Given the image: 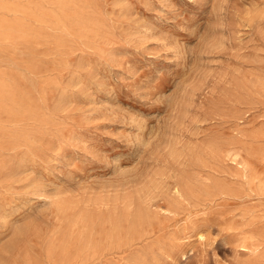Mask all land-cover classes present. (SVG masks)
<instances>
[{"label":"rangeland","instance_id":"rangeland-1","mask_svg":"<svg viewBox=\"0 0 264 264\" xmlns=\"http://www.w3.org/2000/svg\"><path fill=\"white\" fill-rule=\"evenodd\" d=\"M0 264H264V0H0Z\"/></svg>","mask_w":264,"mask_h":264}]
</instances>
